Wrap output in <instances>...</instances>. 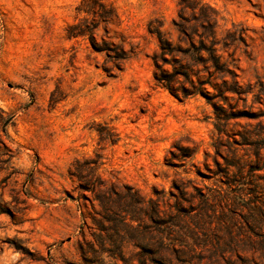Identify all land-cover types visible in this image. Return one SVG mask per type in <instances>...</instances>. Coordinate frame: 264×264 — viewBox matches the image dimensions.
<instances>
[{"label":"rangeland","instance_id":"1","mask_svg":"<svg viewBox=\"0 0 264 264\" xmlns=\"http://www.w3.org/2000/svg\"><path fill=\"white\" fill-rule=\"evenodd\" d=\"M0 264H264V0H0Z\"/></svg>","mask_w":264,"mask_h":264},{"label":"trees","instance_id":"2","mask_svg":"<svg viewBox=\"0 0 264 264\" xmlns=\"http://www.w3.org/2000/svg\"><path fill=\"white\" fill-rule=\"evenodd\" d=\"M205 30L209 31L212 34H215V32H214L215 28H214V25H213L212 22H208V25L205 26ZM76 33L77 32H71L70 35L71 36H77ZM89 33H90V41H91L92 45L95 47V44H94L95 43L94 31L92 30ZM89 33H88V35H89ZM80 34L84 35V34H87V33L84 30H82L80 32ZM213 44H215V43L213 42ZM203 47H206V46H203ZM168 48L169 47H167V48L161 47V49H163V50L158 52V54H157V57H160V58L159 59L155 58L157 72H155V76L154 77H155L156 82L158 83V85L168 89L173 95H175L178 98H180L181 96L188 97L190 95H195V94L201 92L202 90H199V88L196 86V83L194 82V80H190L188 71H186L185 75H186V80L191 84V87L190 88H182V90H179V89L175 88V86H174L175 74L168 72L164 68V64L170 63V61L167 60L166 55H172L171 54L172 51L169 52ZM95 49L97 51H103L104 50L102 48L100 49V48H96V47H95ZM206 50H207L209 56L211 57L210 61H212V62H211V65H210L209 68L212 70V72L223 71V66H222V62H221V56L217 53V49L215 47H213V46H210V47H207ZM198 51H201V49H198ZM160 59H162L163 64H159L158 63V61H160ZM178 63L182 64V62H179V61H178ZM188 70H190V66H188ZM158 71H160V73H161L160 75H158ZM177 74H178V72H177ZM196 77H197L198 82L200 84L212 85L211 82H203V81H201L200 80V76L197 75ZM247 190H248L247 188H243V189H241L239 191V193L246 194ZM193 205L194 204H189V206L185 207V209L189 211V210L193 209L192 208ZM182 211L184 212L185 210L182 209Z\"/></svg>","mask_w":264,"mask_h":264}]
</instances>
